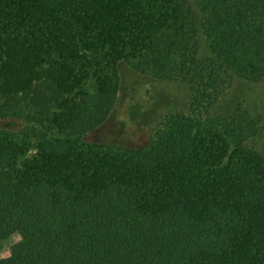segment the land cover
<instances>
[{
    "label": "trees",
    "instance_id": "trees-1",
    "mask_svg": "<svg viewBox=\"0 0 264 264\" xmlns=\"http://www.w3.org/2000/svg\"><path fill=\"white\" fill-rule=\"evenodd\" d=\"M123 65L189 103L89 141ZM235 80L264 81V0H0V264H264L259 123L213 111Z\"/></svg>",
    "mask_w": 264,
    "mask_h": 264
},
{
    "label": "rangeland",
    "instance_id": "rangeland-1",
    "mask_svg": "<svg viewBox=\"0 0 264 264\" xmlns=\"http://www.w3.org/2000/svg\"><path fill=\"white\" fill-rule=\"evenodd\" d=\"M118 78L119 88L111 114L101 127L87 134L89 141H108L132 147L142 145L159 117L172 111L184 110L189 103V91L182 84L157 81L127 65L119 69ZM237 108L248 110L258 120L259 130L254 144L264 154V81L250 83L235 80L215 104L213 111L227 114ZM32 154L30 152L29 155ZM16 238L0 245L2 258L10 253V242Z\"/></svg>",
    "mask_w": 264,
    "mask_h": 264
}]
</instances>
